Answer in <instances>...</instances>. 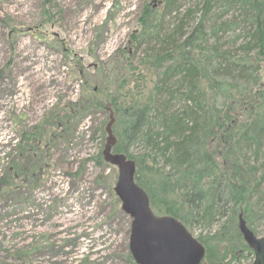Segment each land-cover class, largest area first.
I'll list each match as a JSON object with an SVG mask.
<instances>
[{
  "label": "rangeland",
  "instance_id": "obj_1",
  "mask_svg": "<svg viewBox=\"0 0 264 264\" xmlns=\"http://www.w3.org/2000/svg\"><path fill=\"white\" fill-rule=\"evenodd\" d=\"M203 2L0 0V264H135L129 251L131 218L115 193L127 184L129 170L123 164L128 160L114 159L122 155L106 143L107 107L106 113L92 108L72 121L77 124L71 126L70 140L57 136L45 159L34 153L35 145L31 155L19 152L22 134L68 104L81 105L91 94L106 102L99 72L120 71L128 56H139L141 49L131 37L140 28L142 9L155 12L161 31H171L183 20L187 33L201 19ZM187 11L191 14L184 21ZM241 16L237 7L226 12L218 7L203 20L207 34L229 22L239 24L237 30L219 33V48L233 58L243 56L240 48L253 29L241 23ZM260 77L264 82V63ZM98 158L103 166L97 165ZM35 164L42 166L33 178L22 177L36 170ZM120 169H125L123 179ZM131 181L133 190L139 189ZM151 215L149 229L167 218ZM180 226L203 249L199 264H209L197 238L216 228ZM253 227L248 228L252 240L264 239V217ZM239 235L247 253L234 262L227 256L213 264L253 263L252 245Z\"/></svg>",
  "mask_w": 264,
  "mask_h": 264
},
{
  "label": "trees",
  "instance_id": "obj_2",
  "mask_svg": "<svg viewBox=\"0 0 264 264\" xmlns=\"http://www.w3.org/2000/svg\"><path fill=\"white\" fill-rule=\"evenodd\" d=\"M218 7L225 12L237 7L241 23L253 28L240 48L241 57L207 49L197 36L204 31V17ZM202 10L193 34L181 40L183 33L161 31L155 12L142 9L140 28L131 37L141 49L139 56H128L120 71L99 72L106 102L91 94L81 105L51 113L22 134L19 152L31 155L35 145L34 153L45 159L57 136L70 140L71 126L77 124L72 121L92 108L106 113L108 105L116 140L112 151L134 163V182L145 193L151 213L186 229L216 228L197 238L213 264L227 256L234 262L247 253L238 216L250 230L264 217V0H204ZM190 14L186 12L184 21ZM41 166L35 164L36 170L22 177L33 178Z\"/></svg>",
  "mask_w": 264,
  "mask_h": 264
},
{
  "label": "water",
  "instance_id": "obj_3",
  "mask_svg": "<svg viewBox=\"0 0 264 264\" xmlns=\"http://www.w3.org/2000/svg\"><path fill=\"white\" fill-rule=\"evenodd\" d=\"M108 123L105 127L106 143L109 147L115 144L112 134L114 123L113 114L109 111ZM114 159L123 164L127 159L116 156ZM129 170V175L123 176L124 170L120 169L121 177L127 182L115 190L118 200L125 215L131 218L129 233V251L135 264H199L202 260L203 249L191 239L180 224L171 218L161 219V224L149 229L152 215L149 210L148 199L143 191L131 186L134 182L135 166L132 161L123 164ZM131 168H130V167ZM133 176V177H132ZM128 182L130 185H128ZM153 219V218H152ZM237 230L244 240L252 245L254 261L252 264H264V239L252 240L242 217H238Z\"/></svg>",
  "mask_w": 264,
  "mask_h": 264
},
{
  "label": "bare ground",
  "instance_id": "obj_4",
  "mask_svg": "<svg viewBox=\"0 0 264 264\" xmlns=\"http://www.w3.org/2000/svg\"><path fill=\"white\" fill-rule=\"evenodd\" d=\"M202 15H203V13H202ZM199 22H200V20L198 21V23ZM229 23L230 24H228V25H230V26L228 28H226V27L222 28L223 30L221 29L220 31L217 30L218 28L217 29L215 28V30H212L213 33L211 32V34L210 33L207 34L206 31L202 30V32L199 35H197V36L200 38V40L203 42V44L206 46L207 49L211 48V49L218 50V48L221 47V45L219 43V41L221 40L220 39L221 37H219V33L223 32L224 30L231 29V28H233V30H237L239 28V24L238 23L237 24L232 23V22H229ZM197 24L194 26V28L190 32L186 33L185 32V28H184L185 24L183 22H178L177 26L174 27L171 31L175 32V34H176V32L179 33L176 36H179V35H181L183 33V36L181 37V40H182L183 37H190V35L193 34ZM202 27H203V21H202ZM203 29H204V27H203Z\"/></svg>",
  "mask_w": 264,
  "mask_h": 264
}]
</instances>
